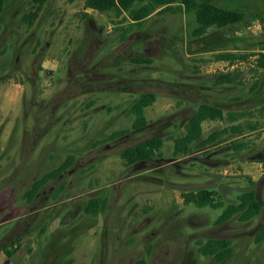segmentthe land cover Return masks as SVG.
<instances>
[{
  "label": "rangeland",
  "instance_id": "obj_1",
  "mask_svg": "<svg viewBox=\"0 0 264 264\" xmlns=\"http://www.w3.org/2000/svg\"><path fill=\"white\" fill-rule=\"evenodd\" d=\"M201 1L244 11L246 21L196 37L194 14H155L128 29L127 14L86 10L84 0H48L29 26L22 18L35 5L8 2L0 17V264H264V240L257 241L264 164L255 161L264 157V0ZM222 52L247 55L232 84L216 83L231 71L216 61ZM136 57L152 62L137 64ZM147 92L156 95L145 109L149 124L135 130L129 111ZM202 103L244 112L243 134L232 133L228 120H209L204 137L229 133L174 156L172 138ZM122 130L129 131L111 139ZM152 137L165 138L159 157L179 163V173L164 161L134 167L122 159L125 148ZM240 143L247 147L236 150ZM69 156V170L28 203L34 181ZM207 179L219 183L225 205L257 190L261 213L221 224L222 209L185 205L182 193L198 189L172 186ZM91 199L105 201V209L86 213ZM225 236L232 243L225 261L199 253L200 241Z\"/></svg>",
  "mask_w": 264,
  "mask_h": 264
},
{
  "label": "trees",
  "instance_id": "obj_2",
  "mask_svg": "<svg viewBox=\"0 0 264 264\" xmlns=\"http://www.w3.org/2000/svg\"><path fill=\"white\" fill-rule=\"evenodd\" d=\"M10 0H0V17L5 11V8ZM35 9L29 11L23 16V21L29 26L39 18L44 6L48 0H30ZM85 9H91L101 13H114L116 17H122L123 22H129L128 29L141 28L145 20L151 18L155 14L163 15L168 13H188L194 14L197 22V27L193 31V36L200 37L206 34L210 28L216 27L224 29L226 27L241 24L246 21L247 14L244 11L229 9L217 6L214 3L201 0H84ZM89 17V14H84ZM122 23V22H121ZM126 30L123 31L121 40L127 38ZM264 51V44L262 46ZM256 55V54H255ZM246 54H237L236 52H222L216 55V61H225L229 64H234L236 61L246 59ZM133 61L137 64L151 63V59L146 57H136ZM258 67L264 69V53H260ZM227 71L217 75L216 83L218 85L232 84L238 77V71ZM1 84V82H0ZM156 101V95L152 92L143 93L137 101L132 105L129 114L134 116L133 129L140 130L146 128L149 124L145 109L150 107ZM245 116L244 112L229 111L227 114L221 106L209 103L200 104L192 114L188 122L185 124V131L180 136L172 138L174 140V156L188 155L193 146L196 148H208L214 145L222 136L229 133V129L216 130L204 137L203 124L206 121L228 120L232 123L231 132L236 135H242L244 128L238 123ZM248 129L251 131L257 130L254 124H248ZM129 130L115 132L111 139H116L125 135ZM165 138L152 137L135 145L129 146L121 153L122 159L128 165L141 163L150 157L161 155V149L164 146ZM247 147L246 144H238L236 150H243ZM255 161L264 164V159L258 158ZM75 157L69 156L57 168L47 172L41 178L34 181L31 188L25 193V199L28 203H32L37 195L52 181L60 179L62 175L69 170L74 164ZM254 184V183H253ZM64 189L62 184L59 191ZM257 191L251 189L243 192L236 203L227 205L219 198L217 190L203 189L199 191L183 192V200L185 205L194 204L199 208L211 207L213 209H222L218 222H226L235 216L243 222L251 221L262 210V205L256 197ZM106 207L105 201L102 203L91 199L86 206V213L96 214L104 210ZM264 240V226L258 235L257 241ZM231 241L212 238L206 241L199 242V253L203 256H214L216 259L223 261L229 258L232 254ZM15 251H7V255L12 257ZM134 264H147L145 259H140Z\"/></svg>",
  "mask_w": 264,
  "mask_h": 264
},
{
  "label": "flooded vegetation",
  "instance_id": "obj_3",
  "mask_svg": "<svg viewBox=\"0 0 264 264\" xmlns=\"http://www.w3.org/2000/svg\"><path fill=\"white\" fill-rule=\"evenodd\" d=\"M158 157L159 156L150 157L149 159L144 160L141 163H137V164L132 165V166L137 167L138 165H141V164H145V165L149 166L150 164L151 165H154L155 164L153 161H157V162L164 161L163 158H160V157L158 158ZM170 164H173V166L175 167L176 171L179 173V170H178L179 163H170ZM183 175H188V174H185L184 173ZM184 185H186V186H188L190 188H194V189L196 188V189H198L197 191H199V189L200 190H203V189H209V190H212L213 189V190H217L222 197L225 194V192H223L221 190V187L219 186V183L218 182H215L213 179H207L204 183H201V184H184ZM45 189H46V187L42 190V192L45 191ZM41 193H39L37 195L36 199L41 195ZM256 197H257V200L259 201V203L262 205V203L260 202L259 197H258L257 194H256ZM232 203H234V202H232ZM222 223H225V222H222ZM212 234H215V233H212ZM217 239H223V240H229V241H231V239L229 237H227V236H225L224 238H217ZM225 260H223V261H225Z\"/></svg>",
  "mask_w": 264,
  "mask_h": 264
},
{
  "label": "built area",
  "instance_id": "obj_4",
  "mask_svg": "<svg viewBox=\"0 0 264 264\" xmlns=\"http://www.w3.org/2000/svg\"><path fill=\"white\" fill-rule=\"evenodd\" d=\"M251 28L253 30L261 31L262 30V25L259 22H253L252 25H251ZM238 62H240V61H236V63H234V64H229L228 62H222V64L227 65V69H230L232 71V70L236 69L235 66L238 65Z\"/></svg>",
  "mask_w": 264,
  "mask_h": 264
},
{
  "label": "water",
  "instance_id": "obj_5",
  "mask_svg": "<svg viewBox=\"0 0 264 264\" xmlns=\"http://www.w3.org/2000/svg\"><path fill=\"white\" fill-rule=\"evenodd\" d=\"M257 158L260 159V160L264 159V157L261 156V155H257ZM253 159H254V158H253ZM164 163H165V164L174 163V160H173V159H165V160H164ZM172 186H174L175 188H178V189L184 190V191H188V190L193 189V188H190V187H188V186H186V185H184V184H172ZM199 190H200V189H199ZM257 195H258V192H257Z\"/></svg>",
  "mask_w": 264,
  "mask_h": 264
},
{
  "label": "crops",
  "instance_id": "obj_6",
  "mask_svg": "<svg viewBox=\"0 0 264 264\" xmlns=\"http://www.w3.org/2000/svg\"><path fill=\"white\" fill-rule=\"evenodd\" d=\"M219 64L222 63V62H225V61H217Z\"/></svg>",
  "mask_w": 264,
  "mask_h": 264
}]
</instances>
